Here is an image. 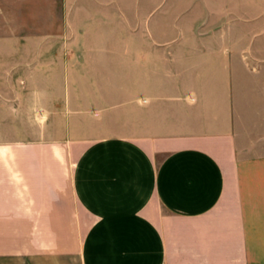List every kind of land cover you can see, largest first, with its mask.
Listing matches in <instances>:
<instances>
[{"label":"crops","instance_id":"crops-1","mask_svg":"<svg viewBox=\"0 0 264 264\" xmlns=\"http://www.w3.org/2000/svg\"><path fill=\"white\" fill-rule=\"evenodd\" d=\"M199 6L9 0L0 264H264V95L239 64L184 85L146 66L241 51L176 31Z\"/></svg>","mask_w":264,"mask_h":264},{"label":"rangeland","instance_id":"rangeland-1","mask_svg":"<svg viewBox=\"0 0 264 264\" xmlns=\"http://www.w3.org/2000/svg\"><path fill=\"white\" fill-rule=\"evenodd\" d=\"M195 1H206L210 7L196 8V13L185 19V24L177 26L176 31L181 28V31L192 37H200L198 35L202 37L206 34L222 36L221 39H195L194 47H202V44L207 42H218L220 46L222 44L230 49H241V51L147 59L146 66L162 67L163 82L179 81L181 85H184L209 71L212 74L218 73L217 69L225 66L231 68L229 76L234 77L233 67L239 64L241 70H237L239 71L237 76L255 86L263 96L264 0ZM52 5V3L47 4V8H53ZM9 45H12L9 0H0V46L9 47ZM212 45L216 46V44ZM9 63L10 61L4 60L0 63V125L5 126L4 135L7 142H18L14 70L13 67H7ZM70 66L73 71V65ZM164 93H171V89H166Z\"/></svg>","mask_w":264,"mask_h":264}]
</instances>
